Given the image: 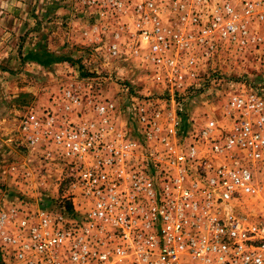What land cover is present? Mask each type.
<instances>
[{"label": "built area", "instance_id": "obj_1", "mask_svg": "<svg viewBox=\"0 0 264 264\" xmlns=\"http://www.w3.org/2000/svg\"><path fill=\"white\" fill-rule=\"evenodd\" d=\"M84 2L99 9L96 34L116 22L110 53L140 55L169 98H131L128 129L108 99L77 117L71 88L62 91L64 112L25 116L32 144L42 136L70 159L76 201L0 209L3 254L11 264H264L262 93L229 94L225 135L182 121L173 99L215 51L260 44L250 23L264 19V0H242V12L230 0Z\"/></svg>", "mask_w": 264, "mask_h": 264}, {"label": "rangeland", "instance_id": "obj_2", "mask_svg": "<svg viewBox=\"0 0 264 264\" xmlns=\"http://www.w3.org/2000/svg\"><path fill=\"white\" fill-rule=\"evenodd\" d=\"M230 1L242 12V0ZM30 9L24 7L21 14L38 17L35 23L39 28L42 25L41 33L49 46H42L37 55L27 59L24 53L32 46V34L0 39V209L12 205L70 207L76 201L70 159L42 136L32 144V137L20 126L25 116L41 118L49 111L56 115L64 112L63 89L71 88L80 96L77 117L91 111L97 100L114 102L118 124L126 129L129 124L124 111L131 98L149 94L163 102L170 94L152 81L140 55L110 53L111 44L117 41L113 32L116 22L110 20L112 24L96 34L93 27L100 14L95 5L84 0H32ZM164 14L165 24L171 27L173 15L167 8ZM77 16L91 25L88 36L85 30L83 37H78L79 27L72 23ZM31 28L29 20L20 24L22 32ZM250 28L261 38L258 46L243 51L220 48L204 61L196 83L173 95L175 104L186 112L182 121L194 128L211 125L216 135H225L232 124L226 107L230 93L249 88L259 90L264 97V19L253 20ZM216 160L228 161L229 156ZM9 261L0 249V264H11Z\"/></svg>", "mask_w": 264, "mask_h": 264}, {"label": "crops", "instance_id": "obj_3", "mask_svg": "<svg viewBox=\"0 0 264 264\" xmlns=\"http://www.w3.org/2000/svg\"><path fill=\"white\" fill-rule=\"evenodd\" d=\"M24 7H28L29 10L31 11L30 8H32V0H0V39H6V38L15 39V38H20L21 36L26 38V35L32 34V40H33L32 46H29L28 47L29 49H27L26 53H24V56H26L27 59H30L32 55L34 57V55H37L38 52L41 51V49L43 48L42 46H45L46 48L49 46V44H47L46 39L43 37L41 33L43 30L42 25L41 28H39V26L35 23L36 19L39 20L38 17L32 15L31 13H27L26 16L21 14V11H23ZM35 12L37 13V10ZM84 19H82L80 16H77V18L73 22L71 20L73 24L77 23L79 27L77 28V30H79L78 37H83L82 32L85 30L87 33L86 36H88V33L91 29V25L89 24V22L87 24V20ZM25 20H29L30 24H32V28L31 30L22 32L20 30V24L24 23ZM72 30L73 29H71V31ZM92 35L90 32V36ZM8 52L10 53V49ZM2 53H3V57L1 58V60L4 61L3 49H2Z\"/></svg>", "mask_w": 264, "mask_h": 264}]
</instances>
